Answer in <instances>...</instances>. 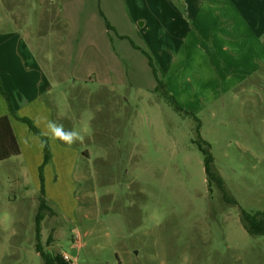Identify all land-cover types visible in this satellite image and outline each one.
Returning a JSON list of instances; mask_svg holds the SVG:
<instances>
[{
  "label": "rangeland",
  "instance_id": "obj_1",
  "mask_svg": "<svg viewBox=\"0 0 264 264\" xmlns=\"http://www.w3.org/2000/svg\"><path fill=\"white\" fill-rule=\"evenodd\" d=\"M15 31L88 152L51 187L43 168L46 250L70 264H264V235L240 215L264 211V0H0V34ZM191 114L235 203L208 186ZM38 187L0 161V264H44Z\"/></svg>",
  "mask_w": 264,
  "mask_h": 264
},
{
  "label": "crops",
  "instance_id": "obj_2",
  "mask_svg": "<svg viewBox=\"0 0 264 264\" xmlns=\"http://www.w3.org/2000/svg\"><path fill=\"white\" fill-rule=\"evenodd\" d=\"M15 32L7 35L0 34V81L14 109V114H11L8 103L0 92V116H10L12 127L21 149L20 154L14 156L15 160L27 166L35 181H37L40 192L41 179L39 177V167L44 162V143L21 120L22 118H28L34 122L48 139L51 160L44 167L46 185L48 187L54 185L53 181L58 182L61 175L62 178L65 176V173L60 170V165L72 166L79 159L87 158L88 152L84 150L80 151L74 146V143H66L52 135L50 131L52 126H58L64 132H73V128L71 127L72 120L71 118L69 120L67 116L60 118L61 116L59 117L56 113V105L53 104V100L51 99L54 91L52 81L43 71L41 64L35 59L30 49L26 45L21 44V39H17L20 36L19 32ZM102 132H104V135L106 134V131L100 127L98 134L100 137L97 140L99 143H103L104 141ZM95 133L97 134V129ZM96 134H94V141L97 137ZM107 136L112 142V133H109ZM75 142H78V140ZM60 187L62 190H59L58 193L64 194L67 192L65 184L60 185ZM50 194L54 196V193L48 192L46 197ZM47 201L46 199L48 207L52 211H55ZM62 207L66 210L72 208L75 211L79 208V201L78 199H72L70 206L63 205Z\"/></svg>",
  "mask_w": 264,
  "mask_h": 264
},
{
  "label": "trees",
  "instance_id": "obj_3",
  "mask_svg": "<svg viewBox=\"0 0 264 264\" xmlns=\"http://www.w3.org/2000/svg\"><path fill=\"white\" fill-rule=\"evenodd\" d=\"M158 90L164 97H167L175 106V108L180 112H185L189 114L187 111L183 110V108L177 103V101L168 94L167 87L163 82H159ZM0 92L3 97L6 99L10 112L14 113V109L11 104V100L5 91L2 88L0 81ZM192 117L197 121V133L198 140L197 143L200 151L205 156V174L207 178L208 186L211 187L212 184H215L223 193L224 201L228 203H235V201L230 198L224 188V185L221 179L218 177L214 167H213V156L209 149V144L201 139L200 137V128L201 123L200 120L194 115ZM24 121L30 126L32 130L36 133H39L38 130L34 127V125L28 120L24 119ZM44 143V162L40 167V179H41V196L39 198V210L36 214V244L35 249L37 253L42 258L44 264H70L63 259V256L60 254H54L52 251L46 250L41 242V222L44 219V212L46 210L53 212L48 205L46 204L45 199V188H44V179H43V168L46 164H48L51 160V150L49 146L48 139L43 137ZM21 152L18 140L14 133L11 118L9 115L0 116V161L7 160L13 156L19 155ZM241 220L245 224L246 230L251 235H264V211H256L254 213H248L244 210L241 211ZM52 241V237L50 236L48 239V244Z\"/></svg>",
  "mask_w": 264,
  "mask_h": 264
},
{
  "label": "clouds",
  "instance_id": "obj_4",
  "mask_svg": "<svg viewBox=\"0 0 264 264\" xmlns=\"http://www.w3.org/2000/svg\"><path fill=\"white\" fill-rule=\"evenodd\" d=\"M50 131L55 138L61 139L62 141L69 143V144L75 142L78 139H83V137L80 136L79 133H77V132H64L58 126H52L50 128Z\"/></svg>",
  "mask_w": 264,
  "mask_h": 264
},
{
  "label": "built area",
  "instance_id": "obj_5",
  "mask_svg": "<svg viewBox=\"0 0 264 264\" xmlns=\"http://www.w3.org/2000/svg\"><path fill=\"white\" fill-rule=\"evenodd\" d=\"M63 258H64V260H66L67 262L70 261V258H69V256H67V255H63Z\"/></svg>",
  "mask_w": 264,
  "mask_h": 264
}]
</instances>
